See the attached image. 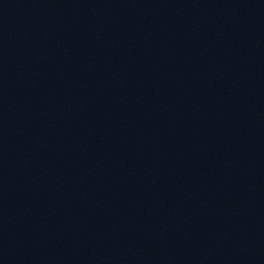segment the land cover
Masks as SVG:
<instances>
[{"label":"water","instance_id":"obj_1","mask_svg":"<svg viewBox=\"0 0 264 264\" xmlns=\"http://www.w3.org/2000/svg\"><path fill=\"white\" fill-rule=\"evenodd\" d=\"M0 264H264V0H0Z\"/></svg>","mask_w":264,"mask_h":264}]
</instances>
